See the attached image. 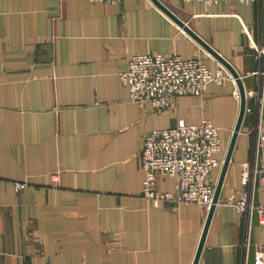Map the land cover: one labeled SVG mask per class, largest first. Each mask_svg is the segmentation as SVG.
Here are the masks:
<instances>
[{"label":"crops","instance_id":"obj_1","mask_svg":"<svg viewBox=\"0 0 264 264\" xmlns=\"http://www.w3.org/2000/svg\"><path fill=\"white\" fill-rule=\"evenodd\" d=\"M161 1L236 67L246 87L255 85L252 46L264 45V0ZM137 53L220 64L152 0H0V264L194 263L209 208L154 206L144 196L143 138L209 118L220 129L223 162L239 88L235 79L211 82L169 109L140 105L122 79ZM248 118L199 264H242L245 219L229 200L252 154ZM176 183L159 176L160 189ZM261 238L256 220L253 241Z\"/></svg>","mask_w":264,"mask_h":264},{"label":"built area","instance_id":"obj_2","mask_svg":"<svg viewBox=\"0 0 264 264\" xmlns=\"http://www.w3.org/2000/svg\"><path fill=\"white\" fill-rule=\"evenodd\" d=\"M93 1L121 3L124 0ZM180 1L216 4L229 0ZM236 1L248 4L260 0ZM252 47L258 66L250 73L255 77V85L252 88L246 87L245 116L252 117L249 126V132L253 135L252 154L241 166L242 187L230 197L229 203L245 219L241 243L242 264H249L252 254L254 264H264V45L257 43ZM122 79L133 101L140 105L150 103L156 109L165 110L173 106L177 96L202 95L211 82L224 85L234 77L222 64L212 69L198 55L184 58L179 54L137 53L129 58ZM236 95L240 97L238 90ZM220 152V129L209 118H203L199 123L180 120L174 126L148 131L144 135L141 151L146 173L144 196L154 206L163 203H197L209 208L216 189L212 174L222 165L218 157ZM160 175L175 178V190L160 189ZM17 184L20 188L25 186V183ZM260 187L263 191L262 201L257 200ZM256 220L262 231L260 242L253 241Z\"/></svg>","mask_w":264,"mask_h":264},{"label":"water","instance_id":"obj_3","mask_svg":"<svg viewBox=\"0 0 264 264\" xmlns=\"http://www.w3.org/2000/svg\"><path fill=\"white\" fill-rule=\"evenodd\" d=\"M152 1L160 9H162L168 16H170L174 21H176L185 31H187L204 49H206L216 60H218L220 64L225 66L231 72L234 79L236 80L240 92V111H239L238 119L233 129L232 137L228 145L225 158L221 165L219 177L216 181V189H215L213 201L209 207L207 220L204 226L201 241L193 263V264H199L200 257L205 245L206 237L212 222V218L215 213L217 204L220 200L222 187L226 178V174L228 172L230 162L232 160L233 152L236 147L239 134L241 133L244 124V120L246 116V105H247L246 85L243 76L236 69V67L215 47H213L206 39H204L200 34H198L186 21L180 18L173 10H171L161 0H152Z\"/></svg>","mask_w":264,"mask_h":264},{"label":"trees","instance_id":"obj_4","mask_svg":"<svg viewBox=\"0 0 264 264\" xmlns=\"http://www.w3.org/2000/svg\"><path fill=\"white\" fill-rule=\"evenodd\" d=\"M247 118H248V116L246 117V120L245 121H247ZM249 119V118H248ZM249 121V120H248Z\"/></svg>","mask_w":264,"mask_h":264}]
</instances>
